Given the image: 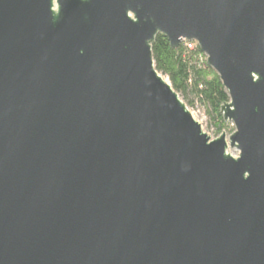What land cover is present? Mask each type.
<instances>
[{
    "label": "water",
    "instance_id": "obj_1",
    "mask_svg": "<svg viewBox=\"0 0 264 264\" xmlns=\"http://www.w3.org/2000/svg\"><path fill=\"white\" fill-rule=\"evenodd\" d=\"M158 35L206 56L229 140ZM0 264H264V0H0Z\"/></svg>",
    "mask_w": 264,
    "mask_h": 264
},
{
    "label": "trees",
    "instance_id": "obj_2",
    "mask_svg": "<svg viewBox=\"0 0 264 264\" xmlns=\"http://www.w3.org/2000/svg\"><path fill=\"white\" fill-rule=\"evenodd\" d=\"M152 49L158 73L166 76L174 91L190 105H202L221 134L225 130L221 109L230 98L220 77L208 66L206 56L198 47L188 49L181 45L172 49L163 35L156 37Z\"/></svg>",
    "mask_w": 264,
    "mask_h": 264
},
{
    "label": "rangeland",
    "instance_id": "obj_3",
    "mask_svg": "<svg viewBox=\"0 0 264 264\" xmlns=\"http://www.w3.org/2000/svg\"><path fill=\"white\" fill-rule=\"evenodd\" d=\"M161 77L168 83L171 85L170 80L160 74ZM181 100L187 105V108L189 109L190 112H197V109L200 110V113H195V120L201 125L203 132L205 134H207L211 140H216L218 139L222 134H226L227 136V140H229V137L235 132V126L233 125V123L231 122H226L225 121V130L221 133L218 134L217 133V127L214 124V121H212V119L209 117L206 109L200 105L199 103L195 102V105H190L187 101H185L181 95H179ZM192 100V98H191ZM198 107V108H197ZM228 154H230L231 156H233L234 158H237L239 156V152L236 149H232V148H228Z\"/></svg>",
    "mask_w": 264,
    "mask_h": 264
},
{
    "label": "built area",
    "instance_id": "obj_4",
    "mask_svg": "<svg viewBox=\"0 0 264 264\" xmlns=\"http://www.w3.org/2000/svg\"><path fill=\"white\" fill-rule=\"evenodd\" d=\"M183 45H184L185 47H187L188 49H194V48L198 47L196 43H194V42H187V41H185V42L183 43ZM197 108H198V107H197ZM195 113H200V110L197 109V112H196V111H195V112H191V114H192V116L194 117V119H195Z\"/></svg>",
    "mask_w": 264,
    "mask_h": 264
}]
</instances>
